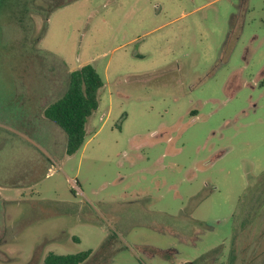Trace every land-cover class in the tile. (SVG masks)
Instances as JSON below:
<instances>
[{
    "label": "rangeland",
    "instance_id": "obj_1",
    "mask_svg": "<svg viewBox=\"0 0 264 264\" xmlns=\"http://www.w3.org/2000/svg\"><path fill=\"white\" fill-rule=\"evenodd\" d=\"M23 1L0 43V264H264V0ZM87 63L104 84L67 155L43 110Z\"/></svg>",
    "mask_w": 264,
    "mask_h": 264
},
{
    "label": "trees",
    "instance_id": "obj_2",
    "mask_svg": "<svg viewBox=\"0 0 264 264\" xmlns=\"http://www.w3.org/2000/svg\"><path fill=\"white\" fill-rule=\"evenodd\" d=\"M64 4H57L50 11ZM103 84V78L95 67L91 63L84 64L69 72L65 92L44 108L45 118L58 125L66 135L67 155L74 154L83 146L85 126L88 118L98 108V93ZM90 254L91 250L69 254L49 252L42 264H82Z\"/></svg>",
    "mask_w": 264,
    "mask_h": 264
},
{
    "label": "flooded vegetation",
    "instance_id": "obj_3",
    "mask_svg": "<svg viewBox=\"0 0 264 264\" xmlns=\"http://www.w3.org/2000/svg\"><path fill=\"white\" fill-rule=\"evenodd\" d=\"M25 3L23 0H0V43L2 45H5V43L7 42L8 43L7 48H9L10 50L13 49L12 48L13 41L10 40L9 37L5 41H3V39H2V27H4L6 24L10 25L9 23L15 18L19 20L20 19L19 15H23V14H26L28 12H31L25 8ZM18 6H22V8L19 9ZM28 9H29V7H28ZM39 96H41V95H36L37 98ZM26 102L24 104L23 109L28 108L29 106H27V105H30V109H34L37 107L36 103H34V102H32L30 104L28 103V101H26Z\"/></svg>",
    "mask_w": 264,
    "mask_h": 264
},
{
    "label": "crops",
    "instance_id": "obj_4",
    "mask_svg": "<svg viewBox=\"0 0 264 264\" xmlns=\"http://www.w3.org/2000/svg\"><path fill=\"white\" fill-rule=\"evenodd\" d=\"M49 121V120H48ZM86 126H87V123H86ZM86 126H85V129H86Z\"/></svg>",
    "mask_w": 264,
    "mask_h": 264
}]
</instances>
